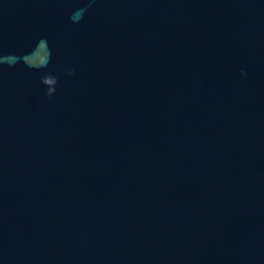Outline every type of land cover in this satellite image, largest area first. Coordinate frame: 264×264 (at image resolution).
<instances>
[{
    "label": "water",
    "instance_id": "water-1",
    "mask_svg": "<svg viewBox=\"0 0 264 264\" xmlns=\"http://www.w3.org/2000/svg\"><path fill=\"white\" fill-rule=\"evenodd\" d=\"M0 264H264V0H0Z\"/></svg>",
    "mask_w": 264,
    "mask_h": 264
}]
</instances>
